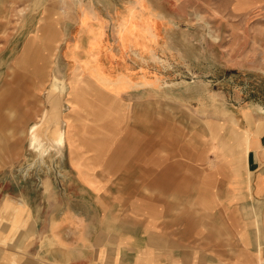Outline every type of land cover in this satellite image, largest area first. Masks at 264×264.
<instances>
[{
    "label": "rangeland",
    "instance_id": "rangeland-1",
    "mask_svg": "<svg viewBox=\"0 0 264 264\" xmlns=\"http://www.w3.org/2000/svg\"><path fill=\"white\" fill-rule=\"evenodd\" d=\"M53 74L81 88L71 90L79 102L70 90L65 95V129L72 116L103 124L137 118L146 130L155 127L151 139L142 128L141 157L156 150L158 170L168 156L183 158L180 180L172 182L171 174L160 184L175 186L168 195L191 196L174 216L191 219L179 229L192 232L201 226L194 219L207 213L193 201L205 174L194 173L199 153L239 151L255 122L264 123V0H0V185L4 193L29 197L51 219L64 203V192L54 187L72 177L68 145L63 158L40 157L23 130L41 116ZM9 143L13 149L3 150ZM203 223L213 240L199 241L203 253L192 264H259V254L231 226Z\"/></svg>",
    "mask_w": 264,
    "mask_h": 264
},
{
    "label": "crops",
    "instance_id": "crops-1",
    "mask_svg": "<svg viewBox=\"0 0 264 264\" xmlns=\"http://www.w3.org/2000/svg\"><path fill=\"white\" fill-rule=\"evenodd\" d=\"M144 33L150 41L154 39L148 31ZM136 119L131 124L117 117L103 124L99 118L91 119L95 123L70 118L65 156L73 178L63 187H54L64 192V203L52 219L29 197L4 193L0 185V264H155L160 258L165 264H192L203 253L199 241L213 240L205 237L203 220L214 229L231 226L243 245L249 243L247 250L259 254V264H264V123L255 122V132L245 138L246 145L239 151L199 153L194 173L203 170L205 174L193 201L207 213L194 219L201 226L187 232L179 227L192 220L174 213L191 196L168 195L175 186L160 184L171 174L172 182L180 180L183 158L173 162L168 156L158 170L162 160L157 159L156 150L141 157L142 128L151 139L155 127L146 130ZM94 124L101 127L93 128ZM129 132L132 137H125ZM130 141L132 151L130 145L127 148ZM12 145L3 150L13 149ZM138 174L148 178L141 180ZM195 179L192 182H198ZM185 183L190 179L185 177ZM121 188L132 194L126 197ZM162 190L168 193L160 197Z\"/></svg>",
    "mask_w": 264,
    "mask_h": 264
},
{
    "label": "bare ground",
    "instance_id": "bare-ground-1",
    "mask_svg": "<svg viewBox=\"0 0 264 264\" xmlns=\"http://www.w3.org/2000/svg\"><path fill=\"white\" fill-rule=\"evenodd\" d=\"M5 84H8V81ZM72 85H74L72 87L81 91L79 84L77 85L72 82ZM72 87L67 83L65 78H60L56 74H53L50 87L47 91H44V93L46 92L44 95L45 102L42 107L41 116L29 124L27 131L26 128L23 130V134L27 135L31 150L35 154L40 155V157L49 154H52L51 156L53 157L55 153H58L60 158H63L64 147L69 135V132H65L64 130L66 118L69 117L67 115L69 104L66 101L67 96L65 95H68L69 90H73ZM71 93H73L72 102H79V93L78 95L75 94L76 92L71 91Z\"/></svg>",
    "mask_w": 264,
    "mask_h": 264
}]
</instances>
